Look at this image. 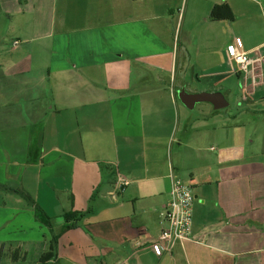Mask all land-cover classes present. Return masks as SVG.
I'll use <instances>...</instances> for the list:
<instances>
[{"label": "crops", "instance_id": "1", "mask_svg": "<svg viewBox=\"0 0 264 264\" xmlns=\"http://www.w3.org/2000/svg\"><path fill=\"white\" fill-rule=\"evenodd\" d=\"M223 5L233 20L211 18ZM182 89L236 97L247 121L193 118ZM0 155V245L21 264H264V0H0ZM174 179L192 240L158 256ZM19 192L57 235L93 213L45 261L53 235Z\"/></svg>", "mask_w": 264, "mask_h": 264}, {"label": "built area", "instance_id": "2", "mask_svg": "<svg viewBox=\"0 0 264 264\" xmlns=\"http://www.w3.org/2000/svg\"><path fill=\"white\" fill-rule=\"evenodd\" d=\"M230 50L233 59L241 67V70L246 71L250 64V59L248 53L244 50L242 42L239 40L234 41L230 46ZM129 184L130 182L127 179H121L117 185V190L123 192ZM110 199H115V197L110 196ZM194 203L193 186L174 179L170 200L161 213L164 227L155 250L158 256L170 253L177 244L192 240Z\"/></svg>", "mask_w": 264, "mask_h": 264}, {"label": "trees", "instance_id": "3", "mask_svg": "<svg viewBox=\"0 0 264 264\" xmlns=\"http://www.w3.org/2000/svg\"><path fill=\"white\" fill-rule=\"evenodd\" d=\"M221 10H226V15L223 16L220 14ZM212 19L220 20V19H234V15L230 9L229 6L223 5V6H216L212 12ZM22 194L23 198L30 204L33 205L35 208V214L36 218L44 223L49 229L50 233L53 235L52 239L49 244V251L43 256L45 258V261L52 260L57 255V246L59 242V237L61 234L70 231L72 229H75L78 227L81 220L90 217L92 215V209H88L84 212H66L63 215L64 219V225L61 230V234L57 235L52 231V220L51 218L46 214V212L33 200V198L24 193L19 192ZM42 258V261L44 260ZM25 259V252L23 248L20 245L16 244H9L6 249L4 246L0 245V264H5L6 261H9L10 264H21V262Z\"/></svg>", "mask_w": 264, "mask_h": 264}, {"label": "rangeland", "instance_id": "4", "mask_svg": "<svg viewBox=\"0 0 264 264\" xmlns=\"http://www.w3.org/2000/svg\"><path fill=\"white\" fill-rule=\"evenodd\" d=\"M197 87H199V86L194 85V86H191V89L195 90ZM228 102H229V106L227 108L221 109V110H217V111L213 109L211 104L200 103V104H198L196 106V108L193 111L189 110V114L193 118L202 117L204 115V113H205V111L203 109L206 107L208 112H206L205 115H207V118H208L209 121H213V122H216V120H219L220 122L228 121L227 119L231 118L233 115L239 116V108L237 107L238 105H237V102H236V97L232 96ZM180 108H181V110L183 112H187L182 106ZM182 121H184V119ZM246 121L247 120L243 119V117L241 118L239 116L238 122L245 123ZM213 122H211V123H213ZM250 122H254L255 123L256 120L255 121H250ZM195 126H197V125H195ZM29 130H30V133H31L30 136L32 138H34L35 135H36L37 129L34 128V129H29ZM0 161H4V162L6 161L5 158L2 155H0ZM4 173H5V169L2 168L1 165H0V175L3 176ZM0 198L2 200L5 199V197L1 196V194H0ZM53 215H55V214H53ZM56 221L58 222L59 220L58 219H54V222H56ZM55 224H57V223H55Z\"/></svg>", "mask_w": 264, "mask_h": 264}, {"label": "water", "instance_id": "5", "mask_svg": "<svg viewBox=\"0 0 264 264\" xmlns=\"http://www.w3.org/2000/svg\"><path fill=\"white\" fill-rule=\"evenodd\" d=\"M178 97L189 109H193L197 104L204 102L213 104L215 109H222L224 107L222 104L224 98L220 93L189 94L185 89H182L178 92Z\"/></svg>", "mask_w": 264, "mask_h": 264}]
</instances>
